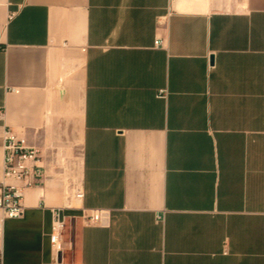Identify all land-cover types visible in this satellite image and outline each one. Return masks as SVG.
Masks as SVG:
<instances>
[{"label": "crops", "instance_id": "obj_1", "mask_svg": "<svg viewBox=\"0 0 264 264\" xmlns=\"http://www.w3.org/2000/svg\"><path fill=\"white\" fill-rule=\"evenodd\" d=\"M7 129L3 264H264V0H0V181Z\"/></svg>", "mask_w": 264, "mask_h": 264}, {"label": "built area", "instance_id": "obj_2", "mask_svg": "<svg viewBox=\"0 0 264 264\" xmlns=\"http://www.w3.org/2000/svg\"><path fill=\"white\" fill-rule=\"evenodd\" d=\"M159 40L154 44L158 45ZM39 164V152L36 147L26 145L16 134L7 129L3 135L2 180L0 181V210L5 218H19L23 214L21 203L22 190L38 183L42 177ZM77 196H82L77 193ZM84 223L102 224L103 213L98 209H89L84 214ZM64 221L59 218L57 210L53 211L50 228V245L57 255L61 250ZM0 264H3L0 250Z\"/></svg>", "mask_w": 264, "mask_h": 264}, {"label": "water", "instance_id": "obj_3", "mask_svg": "<svg viewBox=\"0 0 264 264\" xmlns=\"http://www.w3.org/2000/svg\"><path fill=\"white\" fill-rule=\"evenodd\" d=\"M210 63H212V57H210Z\"/></svg>", "mask_w": 264, "mask_h": 264}]
</instances>
